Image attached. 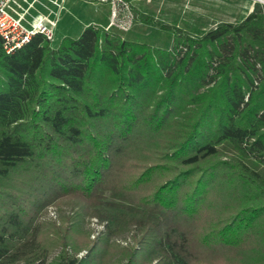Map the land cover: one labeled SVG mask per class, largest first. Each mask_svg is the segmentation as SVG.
<instances>
[{"label": "trees", "instance_id": "1", "mask_svg": "<svg viewBox=\"0 0 264 264\" xmlns=\"http://www.w3.org/2000/svg\"><path fill=\"white\" fill-rule=\"evenodd\" d=\"M173 31L169 48L102 24L11 53L0 37V264H103L107 235L70 251L78 223L48 259L33 222L67 197L136 226L114 264H264V5Z\"/></svg>", "mask_w": 264, "mask_h": 264}, {"label": "rangeland", "instance_id": "2", "mask_svg": "<svg viewBox=\"0 0 264 264\" xmlns=\"http://www.w3.org/2000/svg\"><path fill=\"white\" fill-rule=\"evenodd\" d=\"M132 5L134 21L131 28L124 31L116 26L107 28L111 9L108 2L66 0V8L62 11L51 43L58 46L64 36L77 37L85 26L97 22L102 23L107 30L120 31L125 38L169 48L174 41V27L191 35H198L220 22L240 21L226 17L227 3L223 0H136ZM263 5L264 0H261L258 6ZM76 201L72 203L69 197L50 200L34 219V225H43L46 229L45 234L54 235L53 238H56L50 245L48 259H56L63 248L61 235L67 236L65 231L78 223L88 235L85 236L83 232L77 233L75 236L80 248L74 249L69 245L70 251L78 258L82 257L87 254L92 240L100 238V235H107L110 248L103 264L116 263L122 254V248L134 242L136 226L131 225L124 230H118V224L110 218V214L114 212L111 207L102 206L103 215L84 214L83 208L79 207ZM103 242L105 240L101 239V243Z\"/></svg>", "mask_w": 264, "mask_h": 264}, {"label": "built area", "instance_id": "3", "mask_svg": "<svg viewBox=\"0 0 264 264\" xmlns=\"http://www.w3.org/2000/svg\"><path fill=\"white\" fill-rule=\"evenodd\" d=\"M95 1L108 2L111 6L107 28L116 26L124 31L131 28L134 21L132 2L136 0ZM65 8L66 0H0V37L5 51H15L36 33L52 41Z\"/></svg>", "mask_w": 264, "mask_h": 264}, {"label": "crops", "instance_id": "4", "mask_svg": "<svg viewBox=\"0 0 264 264\" xmlns=\"http://www.w3.org/2000/svg\"><path fill=\"white\" fill-rule=\"evenodd\" d=\"M227 3L226 17L230 19H244L261 0H223Z\"/></svg>", "mask_w": 264, "mask_h": 264}]
</instances>
